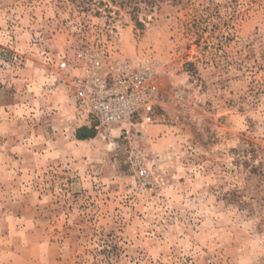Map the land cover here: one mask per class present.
Masks as SVG:
<instances>
[{"label": "rangeland", "instance_id": "obj_1", "mask_svg": "<svg viewBox=\"0 0 264 264\" xmlns=\"http://www.w3.org/2000/svg\"><path fill=\"white\" fill-rule=\"evenodd\" d=\"M135 5L0 0V264H264V0ZM84 50L155 69L130 140L76 138Z\"/></svg>", "mask_w": 264, "mask_h": 264}, {"label": "built area", "instance_id": "obj_2", "mask_svg": "<svg viewBox=\"0 0 264 264\" xmlns=\"http://www.w3.org/2000/svg\"><path fill=\"white\" fill-rule=\"evenodd\" d=\"M78 57L84 66L72 88L77 115L86 126L97 124L102 135L120 131L130 140L139 119L151 122L157 105L155 69L122 60L111 64L98 51L84 50Z\"/></svg>", "mask_w": 264, "mask_h": 264}, {"label": "trees", "instance_id": "obj_3", "mask_svg": "<svg viewBox=\"0 0 264 264\" xmlns=\"http://www.w3.org/2000/svg\"><path fill=\"white\" fill-rule=\"evenodd\" d=\"M127 1H128V4L136 2V5H135V7L133 9V13H132L133 19H136L134 14L137 10H139L138 3H145L147 7L154 9L159 4L164 3L166 1H169V0H127ZM139 26L142 27L141 24ZM94 132H96V133L98 132L97 124L92 125V126H84V127H81L80 129H78L77 134H76V138L78 140H82V141L88 140V139H91L94 137Z\"/></svg>", "mask_w": 264, "mask_h": 264}]
</instances>
